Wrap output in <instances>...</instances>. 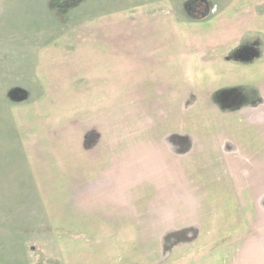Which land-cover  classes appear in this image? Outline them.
<instances>
[{
	"label": "crops",
	"instance_id": "obj_1",
	"mask_svg": "<svg viewBox=\"0 0 264 264\" xmlns=\"http://www.w3.org/2000/svg\"><path fill=\"white\" fill-rule=\"evenodd\" d=\"M81 30L82 43L72 52V59L60 64L68 69L66 74L71 79L66 86L61 85L65 86L66 101L77 103L75 109L88 110L90 116L100 120L101 141L91 151L96 155L95 150L99 149L98 157L75 159L69 148L62 152L57 140H64L63 136L55 137L53 143L49 140L50 134L45 133L39 139L33 136L32 147L25 148L34 155L32 182L39 199L37 207L40 212L41 207L44 209L48 223L37 229L27 228L28 234L20 237L9 232L12 224L0 221V249L8 250L13 235L14 239H23L22 251L13 259L18 260L17 264H26L29 244H32V248H28L32 251L30 255H35L37 261V250L43 253L46 242L51 250L48 253L57 256L51 259L58 264H117L121 257L126 258L122 262L153 264L155 214L178 212L183 207L187 210L185 202L178 204L180 199L183 201L185 187L174 186L176 180L180 181L176 171L179 167L173 170L162 167L168 163L175 167L179 161L186 163L190 153L179 155L174 151L173 154L172 149L193 143L202 132H209L214 137L215 147L240 152L236 156L241 166L236 165L235 158L233 166L226 162L227 178L221 181L225 180V189H230L232 201H236L232 193L237 198L245 218L242 220L245 230L255 218L250 230L242 234V251L237 250L234 257H229L232 261L235 257L239 260L240 252L242 264L254 260L251 255H257V261L262 262L258 252L264 245V0H137L127 9L119 8L88 19ZM251 50L254 55H249ZM47 52L49 50H45L43 56ZM50 53L53 55L55 51ZM39 74L47 78L45 69L41 68ZM231 90L248 102L240 110L222 111L219 105L233 99ZM60 94V91L47 89L45 97L47 101L60 100ZM251 99L258 102L255 107L247 105L252 103ZM123 100L147 101L146 108L140 110L143 116L153 114L156 108L162 109L156 114L164 116L175 102L191 100L196 115L203 120L185 127L178 136L166 129L164 119L153 120L151 128L147 122L144 143L148 146L145 148L152 150L157 161L147 163L138 176L135 165L142 151L134 158L129 156L132 152L127 151V141L122 147L120 102ZM155 102H164V108L163 103L159 107ZM39 109L46 108L41 105ZM57 111L50 113V117L60 114ZM135 111L131 110V115L141 114ZM234 120H241L245 129L235 125ZM92 126L100 134V126L91 125L89 129ZM177 143L183 145L177 146ZM188 147L192 149L193 145ZM158 150L165 158L158 160ZM198 154L206 156L202 151ZM194 156L197 161L194 164L203 163V157L197 153ZM185 172L186 169L181 168L182 177ZM122 180L129 181L130 187L124 188ZM136 180V186L142 187L134 188ZM194 181L189 177L191 187ZM158 188L176 198L174 207L177 208H166L163 204L162 211L155 209L153 192ZM196 191L197 194L189 192L188 195L199 198L200 216L204 208L212 204L210 199L215 194L208 189ZM204 197L208 198L205 200L210 202L208 205L201 204ZM214 208L217 212L216 205ZM74 212L82 221H76ZM250 212L255 213L254 218ZM72 220L76 226L72 225ZM34 229L45 235L44 241L34 240V244L27 241ZM92 241L98 245L91 248ZM170 250L168 257L176 249ZM172 257L165 259V264H202L199 251L187 260L178 254ZM8 261L3 264H9Z\"/></svg>",
	"mask_w": 264,
	"mask_h": 264
},
{
	"label": "rangeland",
	"instance_id": "obj_2",
	"mask_svg": "<svg viewBox=\"0 0 264 264\" xmlns=\"http://www.w3.org/2000/svg\"><path fill=\"white\" fill-rule=\"evenodd\" d=\"M136 1L0 0V221H6L9 225L12 224L9 228L11 234L23 237L28 234L27 228L37 229L40 225L48 223L44 209L41 207L42 212H40L37 207L39 199L36 196L35 183L32 182L35 167L34 155L30 149L25 148H28V145L32 147L33 136L35 139H39L45 133L50 134L51 143L55 142L57 136L58 138L63 136L64 140L61 138L57 140L62 152L69 148L73 153L71 156L75 159L83 157L87 160L91 156L98 157L99 152L97 151L99 149L95 150L96 155H93L91 151L99 143L98 141H101L100 125L102 124H100L98 117L89 115L90 111L75 109L78 106L77 103L66 101L65 83L71 79L66 74L68 69L63 68L60 64L66 63L69 58L72 59V52L82 43L79 32H82L81 25L84 22L93 17L104 16L107 12L119 8L127 9ZM36 2L39 5L35 6L34 3ZM190 4L188 3V6ZM210 40L214 41L213 38ZM54 46L58 48L56 50L50 48ZM45 50H49V52L43 56ZM54 51L55 53L52 55L50 52ZM248 53L254 55L252 50ZM45 61L47 62L44 63ZM59 66L62 68L61 70L57 68ZM41 68L46 70L47 78L39 74ZM49 80L50 82H48ZM62 83L65 86H62ZM61 87L63 90H60ZM47 89L60 91L62 94L59 97L62 99L55 98L53 101H47L45 97ZM230 95L233 96V99L230 102H225L227 104L219 105L220 110L237 111L246 106L248 101L244 100L245 97H240V94L234 90H231ZM254 95L251 94V96ZM126 96L129 97L130 94ZM162 103L164 108V102H155L159 107ZM165 104L167 105L169 102H165ZM193 104L194 101L191 100L175 102L171 106L172 109L164 116L156 114L158 109L162 110L161 108H156L153 114L143 116V112L140 110L146 108L147 101L123 100L120 102L121 124L123 126L121 132L122 147L126 146L127 141V151L131 150L132 152V155L129 156L134 158L142 151L135 165L137 172L134 170L138 176V172L147 163L151 165L157 161L153 158L152 150L145 148L148 146L144 143L147 136L145 132L147 122L151 128L153 120L164 119L166 129L170 130L171 135L178 136L184 132L185 127L198 124L203 120V117L196 115ZM257 104L256 100H252V103L249 102L247 105L255 107ZM41 105L46 109H39ZM55 109H58L57 112L60 114L50 117V113H53ZM131 110H137V114H141L139 116L131 115ZM192 112L195 114L192 115ZM168 114L171 115L167 117ZM233 123L241 129L243 128L244 123L241 120H234ZM91 125L100 126V134L94 126L89 129ZM202 129L204 128L202 127ZM35 131L37 132L35 133ZM22 135L26 137L23 138ZM234 136L235 139L238 138L235 133ZM213 139L214 137L209 132H202L198 139L194 138L193 143H185L184 145L177 143V146L183 145V147L177 148V150L172 149V153L174 154V151L179 155L190 153L186 163L179 161L175 167L169 163L168 166L162 167L168 170L179 167L176 171L177 175L178 173L180 175L176 177L180 181L176 180L174 186L179 189L185 187L186 193L182 191L181 196L183 201L180 199L178 204L185 202L187 210H184L185 207H183L178 212L163 211L155 214L156 217L153 218V264H165L164 260L172 259L175 254L184 260L191 259L192 254L198 251L201 255L202 264H242L240 252L237 255L239 260H236L235 257L232 261L229 256L234 257L237 250L242 251L240 246L242 234L248 229L250 230L255 220V213H249L254 219L249 222L248 229L245 230L243 228L245 222L242 221L245 218L237 198L232 193V198L234 201L236 200V203L232 201L229 195L230 189L226 190L224 187L226 185L225 180L221 181L226 177V162L233 166V158H235L236 165L241 166L240 158L236 156L240 152L237 149L233 152L231 149L215 147ZM189 144L193 145L192 149L188 147ZM152 149L157 150L156 148ZM192 150L194 151L192 152ZM201 151L206 156L199 155L198 153ZM156 153L158 160L165 158L160 150ZM196 153L197 156L203 157V163L194 164L197 162L194 156ZM207 162L208 165L205 166ZM126 167H123L122 170ZM159 168H155V170ZM181 168L186 169L184 177H182ZM189 177L195 180L194 187L190 186ZM137 180L134 183V188L142 187L136 186ZM227 182L230 183L231 180ZM122 183L124 188L130 187L129 181L122 180ZM198 183L202 188L199 187ZM151 188L154 189V186ZM196 189H202L203 192L208 189L215 194L210 199L212 204L203 207L204 211L200 213V216L199 208H197V204H200L199 201L197 202L199 198L188 195L189 192L197 194ZM185 194L186 196H184ZM153 195L152 205L155 206L156 210L159 208L158 210L162 211L164 209L163 204L166 205V208L168 206L177 208L174 207V199L176 198L165 189L158 188L157 192H153ZM207 199L202 198L201 204L208 205L210 202H206ZM195 205L196 207H194ZM215 205L217 212L214 208ZM189 208L193 209V213L190 212L192 210ZM232 208L235 209L234 212H232ZM72 215L77 222L82 221V217H79L77 212L72 213ZM68 222L71 223V220ZM72 225L76 226L74 220H72ZM35 229L30 231L32 234L27 238V241H31L33 244L36 241H44L45 238L44 234L41 235ZM11 238L8 250L6 248L0 249V264L8 260L9 264H17L18 262V260L14 261L13 259L18 258L19 251H22L21 241L23 239L21 241L14 239L13 235ZM139 240L141 239L139 238ZM168 242L172 243V246H169ZM46 243L47 245L42 247L44 251L41 253L45 257L47 256L46 258L57 257L49 254L51 250L48 242ZM90 244L91 248L98 245L94 241ZM31 246L32 244L26 246L27 255L24 260L26 264H36V256L32 255L33 257H31L32 251L28 250ZM77 246L74 244V247ZM170 249L176 250L171 252V256L168 257L167 253L171 251ZM209 253L212 254L207 255ZM258 253H261L262 262L257 261V255H251L254 260H248L244 264H264V245L261 246ZM139 256L142 257L140 253ZM125 260L126 258L121 257L117 264H132L130 261L122 262Z\"/></svg>",
	"mask_w": 264,
	"mask_h": 264
},
{
	"label": "trees",
	"instance_id": "obj_3",
	"mask_svg": "<svg viewBox=\"0 0 264 264\" xmlns=\"http://www.w3.org/2000/svg\"><path fill=\"white\" fill-rule=\"evenodd\" d=\"M38 252V258L36 261V264H58V262L54 259L51 258H46L39 250H37Z\"/></svg>",
	"mask_w": 264,
	"mask_h": 264
}]
</instances>
